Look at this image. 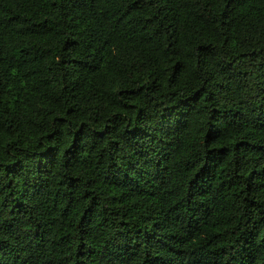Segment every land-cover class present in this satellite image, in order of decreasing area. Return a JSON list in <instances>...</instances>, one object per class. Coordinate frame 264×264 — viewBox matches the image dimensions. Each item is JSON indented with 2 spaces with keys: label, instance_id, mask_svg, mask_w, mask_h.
Returning a JSON list of instances; mask_svg holds the SVG:
<instances>
[{
  "label": "trees",
  "instance_id": "1",
  "mask_svg": "<svg viewBox=\"0 0 264 264\" xmlns=\"http://www.w3.org/2000/svg\"><path fill=\"white\" fill-rule=\"evenodd\" d=\"M0 264H264V0H0Z\"/></svg>",
  "mask_w": 264,
  "mask_h": 264
}]
</instances>
